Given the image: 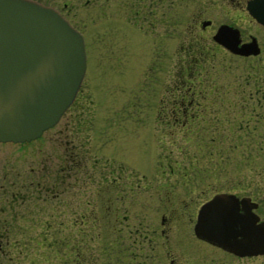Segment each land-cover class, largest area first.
Instances as JSON below:
<instances>
[{
    "label": "rangeland",
    "instance_id": "374dc122",
    "mask_svg": "<svg viewBox=\"0 0 264 264\" xmlns=\"http://www.w3.org/2000/svg\"><path fill=\"white\" fill-rule=\"evenodd\" d=\"M69 4L64 16L85 47L73 102L87 127L79 138V178L57 198H44L36 185L58 157L53 129L29 142L0 141V215L15 213L3 264H135L136 239L127 236L126 222L157 216L168 186L237 185L240 194L264 185V30L240 4ZM219 23L236 27L241 41L253 35L259 52L241 56L216 44L211 35ZM92 158L96 169L120 164L125 184L106 189L99 175L91 184ZM11 180L23 183L25 198L8 208L2 199Z\"/></svg>",
    "mask_w": 264,
    "mask_h": 264
},
{
    "label": "water",
    "instance_id": "95a60500",
    "mask_svg": "<svg viewBox=\"0 0 264 264\" xmlns=\"http://www.w3.org/2000/svg\"><path fill=\"white\" fill-rule=\"evenodd\" d=\"M246 9L264 26V0H247ZM208 23L202 20L201 27ZM211 39L236 55L260 50L253 35L241 41L238 29L227 23H219ZM84 70L83 36L54 7L37 0H0V141H28L52 126L73 100ZM226 195L216 193L201 205L194 232L237 248L224 234L229 230L223 211ZM234 216L240 222L239 215ZM249 216L256 215L249 212ZM253 238L261 239L258 234Z\"/></svg>",
    "mask_w": 264,
    "mask_h": 264
},
{
    "label": "flooded vegetation",
    "instance_id": "af4514ba",
    "mask_svg": "<svg viewBox=\"0 0 264 264\" xmlns=\"http://www.w3.org/2000/svg\"><path fill=\"white\" fill-rule=\"evenodd\" d=\"M37 1L54 7L64 16L65 12L71 9V4L69 3L77 2L78 0ZM234 1L240 4L241 9L248 13L246 9L247 0ZM250 20L260 25L264 30V26L258 23L251 14ZM74 99L75 96L52 126L44 129L38 137L26 141L35 140L46 131L53 129L56 152L58 153L59 150L58 157L56 155L54 168H46L45 178H41V181L40 179L39 181L36 180V185L40 184L39 188L43 190L44 198L48 197V195L51 198H57L66 185L69 184L72 187L79 178L77 168L81 160L80 153H82L79 150L81 148L79 138L84 134V128L87 127L83 121L77 118V111H75L77 106L73 104ZM22 142L24 141L11 143ZM87 151L89 153V147H87ZM91 160L92 165L88 167L87 172V178L91 184L94 182L96 175L103 177L102 180L105 182L106 189L114 188L113 182H118L120 186L125 184L126 178L121 176L120 164H118L119 168L110 166L96 169L94 168V158ZM109 164L110 162L107 165L109 166ZM65 180L68 183L64 184ZM22 184H17L15 180L10 181L12 187L8 191L9 195L6 196L8 198L2 199L4 206L12 207L19 197L21 201L25 198L24 193H19L20 188L23 186ZM175 186L167 187L166 200H163L162 204H160V211L157 216L141 214L134 218L131 225L128 226L126 222L127 236L133 233L134 237L132 238L136 239L135 243L138 251H136L137 262L135 264H264V248L261 246L264 244V185H259L258 189L253 191H250L248 186V191L240 194L237 193L239 190L237 185L215 188V185L205 183L183 184L179 189H176ZM121 190L119 188L117 194L120 200L123 197ZM216 193L229 194L225 196L227 205L223 209L227 218L226 228H229V230L224 234L231 245H236L237 248H228L217 244L202 236H198L194 232V224L201 205ZM110 196L109 194L108 197L110 198ZM241 197H247L249 200H247V203H242L239 200ZM106 200L108 202L105 206L108 209L105 208V211L109 214L112 199ZM116 207L114 206V208ZM3 211V205H0V213H3ZM249 212L256 216L251 218ZM234 215H239L240 222L234 219L236 217ZM123 218L126 219L125 216ZM14 219L15 213L12 210H9L7 216L0 215V256H3L5 251L7 252L6 255H8V251H10L8 250V232ZM204 223L207 225L206 220ZM250 229L252 230L251 233ZM258 229H263V232L255 231ZM255 234L260 235L261 239L256 241L253 238ZM256 246L261 248L255 249ZM8 259L6 264H11ZM0 264H3L1 257Z\"/></svg>",
    "mask_w": 264,
    "mask_h": 264
}]
</instances>
